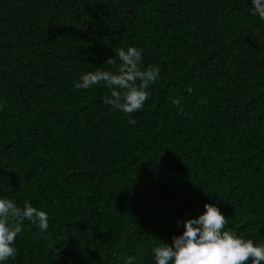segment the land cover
<instances>
[{
	"label": "trees",
	"instance_id": "obj_1",
	"mask_svg": "<svg viewBox=\"0 0 264 264\" xmlns=\"http://www.w3.org/2000/svg\"><path fill=\"white\" fill-rule=\"evenodd\" d=\"M251 7L0 0V197L49 214L46 233L25 222L6 264H154L152 247L206 203L264 243V21ZM129 46L161 69L131 116L103 103L104 87L73 85L114 72Z\"/></svg>",
	"mask_w": 264,
	"mask_h": 264
},
{
	"label": "clouds",
	"instance_id": "obj_2",
	"mask_svg": "<svg viewBox=\"0 0 264 264\" xmlns=\"http://www.w3.org/2000/svg\"><path fill=\"white\" fill-rule=\"evenodd\" d=\"M249 8L251 16L264 21V0H251ZM119 60L116 70L88 71L73 81L74 88L88 90L102 86L108 95L102 98L103 103L112 109L131 116L145 107L151 98L150 86L160 78L158 66L144 68L142 66L143 49L129 46L114 51ZM112 57L107 65H114ZM186 91L191 94L189 85ZM173 103L178 107V115H190L183 111L178 100ZM129 123L135 124L134 118ZM25 222L35 226L42 233L49 229V214L30 202L23 206L14 199L0 197V264L14 258L18 249L17 237L22 233ZM228 221L220 209L213 204H205L204 211L195 218L182 222L183 232L172 237L171 244L161 242L151 249L154 264H262L264 262V243H254L227 228ZM123 264H136L135 256L123 258Z\"/></svg>",
	"mask_w": 264,
	"mask_h": 264
}]
</instances>
